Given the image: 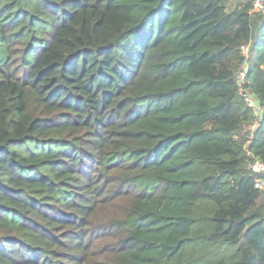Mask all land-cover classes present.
<instances>
[{
    "label": "trees",
    "instance_id": "1",
    "mask_svg": "<svg viewBox=\"0 0 264 264\" xmlns=\"http://www.w3.org/2000/svg\"><path fill=\"white\" fill-rule=\"evenodd\" d=\"M250 8L0 0V264H264Z\"/></svg>",
    "mask_w": 264,
    "mask_h": 264
},
{
    "label": "built area",
    "instance_id": "2",
    "mask_svg": "<svg viewBox=\"0 0 264 264\" xmlns=\"http://www.w3.org/2000/svg\"><path fill=\"white\" fill-rule=\"evenodd\" d=\"M246 1L251 3V8L249 11L251 15L264 14V0H246ZM248 49L249 47L245 46L243 48L244 53L248 54L249 51ZM244 78H245V72H242L239 78L240 93L245 98L247 104L250 107L254 108L256 112L259 113L261 111V108L258 105L255 98L242 88ZM248 169L259 174V176L255 179V187L260 190H264V161H261L259 159H254L249 163Z\"/></svg>",
    "mask_w": 264,
    "mask_h": 264
},
{
    "label": "rangeland",
    "instance_id": "3",
    "mask_svg": "<svg viewBox=\"0 0 264 264\" xmlns=\"http://www.w3.org/2000/svg\"><path fill=\"white\" fill-rule=\"evenodd\" d=\"M234 3L236 2V0H232ZM247 52V51H246ZM104 245H106V242H100V243H97L94 247H97V248H99L98 250H96V252H99L101 249H102V247L104 246ZM92 260H94L95 262H96V260H97V257H94V259H92ZM89 264H94V263H89Z\"/></svg>",
    "mask_w": 264,
    "mask_h": 264
}]
</instances>
